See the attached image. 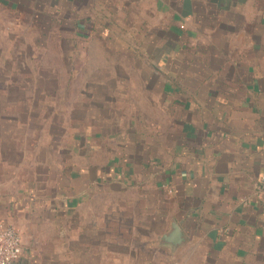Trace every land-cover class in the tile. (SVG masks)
<instances>
[{
  "label": "rangeland",
  "instance_id": "374dc122",
  "mask_svg": "<svg viewBox=\"0 0 264 264\" xmlns=\"http://www.w3.org/2000/svg\"><path fill=\"white\" fill-rule=\"evenodd\" d=\"M240 1L223 9L194 0L192 17L155 0L1 1L0 176L7 170L27 182L47 166L66 165V152L84 137L93 136L86 147L112 148L116 137L141 139L151 154L156 141L173 139L180 114L172 96L192 95L199 81L231 78L244 51L264 68V0ZM176 29L181 34L172 37ZM170 82L179 84L172 96L164 92ZM99 194L90 207H107L104 220L81 211L82 239L80 209L71 223L57 217L62 254L53 264H190L177 253L181 246L148 237L143 216L124 205L109 222L127 190L106 185Z\"/></svg>",
  "mask_w": 264,
  "mask_h": 264
},
{
  "label": "crops",
  "instance_id": "0c3cea01",
  "mask_svg": "<svg viewBox=\"0 0 264 264\" xmlns=\"http://www.w3.org/2000/svg\"><path fill=\"white\" fill-rule=\"evenodd\" d=\"M9 1L21 7L23 0ZM203 1L223 9L241 2ZM193 2L155 0L171 12L179 8L176 13L184 17H192ZM174 33L178 36L181 30ZM241 55L231 78L199 81L190 96H172L179 84L166 83L164 92L174 97L179 110V129L173 139L156 141L152 154L141 139L125 144L116 137L112 148L93 141L86 147L84 137L76 150L66 152L72 157L66 165L47 166L44 174L27 182L3 171L0 222L14 226L22 239L15 264L55 263L62 254L55 242L54 231L62 234L57 217L66 214L71 223V214L80 209L77 233L82 239L87 223L83 212L98 218L97 223L104 220L99 215L107 207L99 213L90 206L106 185L127 190L126 200H114L109 222H117L113 215L124 205L143 216L148 237L158 241L175 221L186 237L177 253L190 264H264V68L249 60L246 51Z\"/></svg>",
  "mask_w": 264,
  "mask_h": 264
},
{
  "label": "built area",
  "instance_id": "2783aa9c",
  "mask_svg": "<svg viewBox=\"0 0 264 264\" xmlns=\"http://www.w3.org/2000/svg\"><path fill=\"white\" fill-rule=\"evenodd\" d=\"M262 179L264 180V166ZM22 252V239L17 229L0 222V264H15Z\"/></svg>",
  "mask_w": 264,
  "mask_h": 264
},
{
  "label": "water",
  "instance_id": "95a60500",
  "mask_svg": "<svg viewBox=\"0 0 264 264\" xmlns=\"http://www.w3.org/2000/svg\"><path fill=\"white\" fill-rule=\"evenodd\" d=\"M160 242L162 245H168L175 249L186 242V237L179 225L175 221H172L170 229L161 236Z\"/></svg>",
  "mask_w": 264,
  "mask_h": 264
},
{
  "label": "trees",
  "instance_id": "16d2710c",
  "mask_svg": "<svg viewBox=\"0 0 264 264\" xmlns=\"http://www.w3.org/2000/svg\"><path fill=\"white\" fill-rule=\"evenodd\" d=\"M159 29H161V30H164L165 32H167L169 29L166 27V28H159ZM166 34V36L167 35H171L172 36V32L171 33H165ZM176 36V34L174 33V35L172 36V37H175ZM160 68V67H159ZM162 71V70H161Z\"/></svg>",
  "mask_w": 264,
  "mask_h": 264
}]
</instances>
